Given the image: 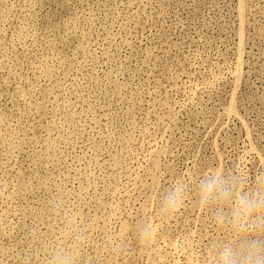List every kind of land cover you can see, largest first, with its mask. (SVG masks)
<instances>
[{
  "label": "rangeland",
  "instance_id": "1",
  "mask_svg": "<svg viewBox=\"0 0 264 264\" xmlns=\"http://www.w3.org/2000/svg\"><path fill=\"white\" fill-rule=\"evenodd\" d=\"M212 166L264 171V0H0V264H45L54 201L80 264H208V213L156 206Z\"/></svg>",
  "mask_w": 264,
  "mask_h": 264
},
{
  "label": "clouds",
  "instance_id": "2",
  "mask_svg": "<svg viewBox=\"0 0 264 264\" xmlns=\"http://www.w3.org/2000/svg\"><path fill=\"white\" fill-rule=\"evenodd\" d=\"M189 203L208 213L220 233L210 244L208 264H264V171H257L254 186L235 166H212L177 177L158 193L156 214L170 221ZM52 210L60 227L45 264H80L88 241L86 224L62 201H54ZM155 230V223L143 220L136 226L137 239L149 241ZM117 247L125 246L121 242Z\"/></svg>",
  "mask_w": 264,
  "mask_h": 264
}]
</instances>
